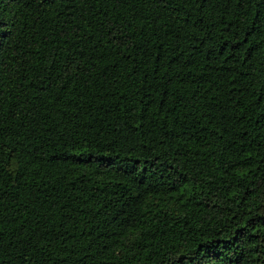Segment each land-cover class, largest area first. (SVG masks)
Returning <instances> with one entry per match:
<instances>
[{
	"label": "trees",
	"instance_id": "trees-1",
	"mask_svg": "<svg viewBox=\"0 0 264 264\" xmlns=\"http://www.w3.org/2000/svg\"><path fill=\"white\" fill-rule=\"evenodd\" d=\"M0 264H264V0H0Z\"/></svg>",
	"mask_w": 264,
	"mask_h": 264
}]
</instances>
